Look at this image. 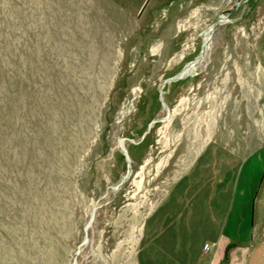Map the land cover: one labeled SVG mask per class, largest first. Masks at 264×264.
Here are the masks:
<instances>
[{
    "label": "rangeland",
    "instance_id": "obj_1",
    "mask_svg": "<svg viewBox=\"0 0 264 264\" xmlns=\"http://www.w3.org/2000/svg\"><path fill=\"white\" fill-rule=\"evenodd\" d=\"M141 1L0 0V264H264V0Z\"/></svg>",
    "mask_w": 264,
    "mask_h": 264
},
{
    "label": "crops",
    "instance_id": "obj_2",
    "mask_svg": "<svg viewBox=\"0 0 264 264\" xmlns=\"http://www.w3.org/2000/svg\"><path fill=\"white\" fill-rule=\"evenodd\" d=\"M150 0H142L140 5H139V8H138V11H137V14L140 13L144 7H146V5L149 3Z\"/></svg>",
    "mask_w": 264,
    "mask_h": 264
},
{
    "label": "water",
    "instance_id": "obj_3",
    "mask_svg": "<svg viewBox=\"0 0 264 264\" xmlns=\"http://www.w3.org/2000/svg\"><path fill=\"white\" fill-rule=\"evenodd\" d=\"M181 76H183V73L181 74ZM123 145V144H122Z\"/></svg>",
    "mask_w": 264,
    "mask_h": 264
}]
</instances>
